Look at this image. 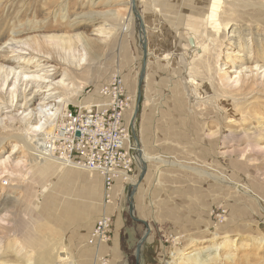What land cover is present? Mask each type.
Listing matches in <instances>:
<instances>
[{
	"label": "rangeland",
	"instance_id": "rangeland-1",
	"mask_svg": "<svg viewBox=\"0 0 264 264\" xmlns=\"http://www.w3.org/2000/svg\"><path fill=\"white\" fill-rule=\"evenodd\" d=\"M230 1H225L223 19L234 20L226 37L216 39L203 30L206 10L198 3L203 0H136L149 54L140 110L130 128L131 143L140 148L142 141L146 152L169 161L158 164L161 195L144 200L150 208L144 213L149 228L130 216L125 184L132 186V181L118 180L107 203L105 184L96 173L73 168L70 176L44 175L36 166L38 160L16 138L24 134L27 124L36 122L31 112L44 100L29 102L33 94L55 90L46 83L27 86L26 80H18L16 89L15 79L0 88V143L4 145L0 160L10 158L6 167L0 165V260L62 264L53 254L58 245L71 256L72 264H136L137 245L149 230L139 264H173L178 250L191 246L209 247L207 253L216 240L214 234L217 242L232 239L237 245L233 260L224 258L217 264H264V59L255 56L262 54L264 24L255 22L251 9L243 6L231 12ZM131 2L0 0V28H5L0 30V50L11 36L19 40L53 37L40 49L54 60L45 65L36 62L39 65L30 71L45 74L42 68L52 72L61 67L54 82L69 73L74 88L63 89V103L72 110L86 102H101L100 87L113 74H121L133 98L128 112L131 124L143 69ZM129 14L131 25L124 31L122 24ZM102 29L110 36L100 34ZM60 37L66 39L65 46L58 42ZM84 51L86 62L78 65ZM188 74L197 79L195 88L183 79ZM244 82L254 90L244 88ZM208 88L205 97L198 98ZM48 103L54 104L55 99ZM15 145L18 151L12 153ZM18 159L27 160L25 168L17 169ZM186 167L193 172V195L185 191L190 187L185 186L186 177L177 174ZM171 171L176 173L174 180L162 175ZM16 172L27 179L19 180ZM116 185H120L117 190ZM105 210L113 216V224L110 240L99 249L89 245L87 236ZM134 214L140 218L135 208Z\"/></svg>",
	"mask_w": 264,
	"mask_h": 264
},
{
	"label": "bare ground",
	"instance_id": "bare-ground-1",
	"mask_svg": "<svg viewBox=\"0 0 264 264\" xmlns=\"http://www.w3.org/2000/svg\"><path fill=\"white\" fill-rule=\"evenodd\" d=\"M225 1H230V0H203L202 3L198 2V3H200V6H202V4H203L205 6V10H206L205 13L202 14L203 20H204V29L203 30H206V32H208V34L210 36H213L216 39L219 37H223V38L226 37L227 28L229 27V25L231 24V21L233 19V17L231 18V20L230 19H227V20L223 19L224 18L223 13H224ZM193 3H194V1H193ZM189 6H190L189 9H192V6L191 5H189ZM229 6H230L231 12H235V13H236V8L239 6L240 7L243 6L247 10L251 9V11L254 14L253 20L255 22H257L259 25L264 24V0H231ZM187 8H188V6H187ZM192 10H193V14H194V8ZM112 14H115V13H112ZM191 17H192V14H191ZM131 19H132L131 15L129 14L127 16V18H125V20L122 24L123 25L122 30L127 31L129 29V27L131 25V21H132ZM142 19H143V16H142ZM143 22H144V19H143ZM6 26L9 28L8 25H6ZM3 28H0V30H2ZM99 33L104 34L106 37L110 36V34H107V35L105 34V33H110V32H104V29H102V31H99ZM77 37L79 38L80 35H77ZM51 39H53V37H49V38L48 37H41L39 40H36L33 38H31V39L27 38L25 40L24 39L19 40L18 38L11 36V38L8 39L9 42L5 44L6 46L5 47L3 46L0 50V71L5 73V74H0V88L5 87L7 84L9 87L11 85V82L13 81V79H15L12 86L16 89H18V85H17L18 80L19 81L26 80L27 86L30 83H32V84L36 85V87H39V85L46 83L47 88H51V90L56 91V92L51 93V94H43V93L39 92L40 90H38L37 93L33 94L32 98L29 100V102L34 103L39 99L44 100V101L40 102L38 104V107H36L35 110H33L31 112L32 115L37 118L36 122L27 124L26 125L27 128H25V129L23 128L24 134L23 135L19 134V136H16V138L19 139L20 141H22L24 143V147L28 151H30V153L33 154V156L36 158V160H38V162L36 163V166L41 170L40 171L41 173H44V175H46V174L47 175L48 174L55 175L56 173H58L59 175L63 174V175H69L70 176L72 173L74 174V172L72 170L73 168L74 169H76V168L81 169V168L73 166V165H67V163L65 161L60 160L58 157L56 158L50 151H48L46 140H48L50 137L53 139L57 137V135H55V131L57 129L56 127L58 126L59 122L62 120V118H61L62 113L64 112V110L67 107V105H64V103H63L64 99H65L64 96L66 94L63 92V89L74 88L73 87L74 83H72L70 81V79L68 77L69 73L64 74L63 78H61L59 81L54 82V77L59 74V70L61 69V67L56 66L54 69H52V72L46 68H42V69H45V72H47L45 74H40L39 70H36L35 72L30 71L32 67L39 65V64H35L36 62L37 63L45 62L43 64V65H45L50 60L51 61L54 60L50 54L42 52L43 50H41V49L45 48V43H51ZM36 42H39V43L36 44ZM58 42L60 43L61 46H65L66 39L64 37H60L58 39ZM38 46H40V47H38ZM205 48H207V47L204 46V50H205ZM193 51H194V49H193ZM261 53L262 54L256 53L255 56H257V58H258V56H260L264 59V45H262ZM255 56L253 58H255ZM253 58L245 57L244 60L245 61H250V60L252 61ZM77 59H78L77 61L79 63L78 65L85 64L86 59H87L86 51L82 52ZM184 60H185V58H184ZM28 61H29V63L25 64ZM191 61L194 62V59ZM19 62L22 63V65H23L22 67L20 66L21 64ZM183 63H185V62H183ZM84 73H82V74H84ZM186 76H187V78H186ZM183 79H185V80L188 79L187 83L189 82L195 88V84L197 82V79H195L194 76H192L190 74L183 75ZM72 80H74V79H72ZM195 80H196V82H195ZM208 86L210 88H212V83H209ZM243 87L246 89H249V90H254V87L250 84V82H244ZM57 89H61V90L58 91ZM204 90L205 91L203 93H201L199 95L200 97H198V98L203 99L205 97V96L203 97V95L206 94L207 91H210L209 88L204 89ZM210 96H213V95H209V97ZM50 98L55 99L54 104L48 103V100H50ZM18 128L20 129V127H18ZM0 145H2V143H0ZM3 146L4 145H2L0 147L2 148ZM17 147H18L17 145L13 146L12 153L18 151ZM138 150H140V148L136 146L137 154H138ZM150 155H147L146 152L145 153L143 152L141 154L140 158L144 164L148 163L147 160H150L152 158ZM9 159L10 158L8 156L6 159L0 160V165L6 167ZM161 161L166 162V160H164V159H162ZM26 165H27V160H25V159L16 160L17 169L18 168H25ZM5 172H8V171H5ZM0 174H2V172H0ZM15 174H17L19 176V180L24 181L27 179V178H25V176H22V174L20 172H16ZM130 181H132V183H133L132 186L135 185V183L137 184V182H138V180L136 182L135 176L132 177V179ZM46 185L47 184H44L43 188H45ZM89 222H90V216L88 217L86 224H88ZM212 238H216V240H217V234L212 235ZM216 240L213 241V244L210 247L211 249L207 253L205 251L209 247L191 246L188 250L187 249L186 250H178V252L176 254L175 262L173 264H215V263L217 264L218 260L220 261L221 259H224V258L233 260L235 255H236L233 251V249H235L237 246L236 242H235L236 240L229 239V240H224V242H217ZM194 241H195V239H194ZM57 246L53 249V254L56 256L58 262H61L62 264H72L73 260H71V258H70L71 256H69L65 252V249L63 248V246H59V247H57ZM98 248L100 249L101 247H98ZM21 250H20V252H21ZM0 254H3V252H0ZM0 264H7V263L4 260H0Z\"/></svg>",
	"mask_w": 264,
	"mask_h": 264
},
{
	"label": "built area",
	"instance_id": "built-area-1",
	"mask_svg": "<svg viewBox=\"0 0 264 264\" xmlns=\"http://www.w3.org/2000/svg\"><path fill=\"white\" fill-rule=\"evenodd\" d=\"M99 94L101 102L83 103L78 110L67 105L56 127L57 137H50L46 144L48 151L67 165L100 175L108 203L116 182L128 183L135 176L137 151L131 143L128 119L133 98L119 73L100 87ZM112 224L113 216L105 210L97 218L88 243L98 247L106 244Z\"/></svg>",
	"mask_w": 264,
	"mask_h": 264
},
{
	"label": "crops",
	"instance_id": "crops-1",
	"mask_svg": "<svg viewBox=\"0 0 264 264\" xmlns=\"http://www.w3.org/2000/svg\"><path fill=\"white\" fill-rule=\"evenodd\" d=\"M136 142L138 143V139L136 138L135 139ZM141 144V145H140ZM138 146H140V150H138V154H137V160H136V170H135V177L138 179L141 172H142V167L144 165L143 161L141 160L140 156L141 154L144 152H146V149L144 147H146V145H144L145 143H140ZM143 150V151H142ZM147 155H150L151 153L149 152H146ZM152 158L150 160H147L148 163H146V166H147V172H146V175L144 176L142 182L138 185V188L136 189L135 193H134V208L136 209V212H137V215L138 217H140L139 219H141L142 221H137L138 223H141V224H145L148 227V224L147 222L145 221L146 219V216H145V212H147L148 210H150L149 207H146L144 205V200L147 199L148 197L150 196H153L154 198H158L160 195H161V187L159 184L160 182V178H159V174L162 172L161 169H159V166L158 164H163V165H166L167 162L169 163V161H166V162H162L161 158L158 156H155V155H150ZM165 156V155H164ZM166 157V156H165ZM160 158V159H159ZM166 158H169V157H166ZM170 166L173 165V164H169ZM158 166V167H157ZM78 169V168H76ZM78 170H82V169H78ZM185 171L181 172V173H177V174H181L183 177H186V185L189 184L190 187H186L185 191L188 189L190 191V193L193 195L194 194V179L192 176L193 175V172L189 169V168H185L184 169ZM82 171H85L84 169ZM176 173H174L173 171L171 172H165L164 174H162L163 176L165 177H168V178H171L172 180H174V176H175ZM96 176L98 178L101 179V176L96 174ZM102 180V179H101ZM117 183V182H116ZM127 185L128 187V191H129V187H131L130 184H125ZM136 185V184H135ZM173 185V184H172ZM120 185H116V190L118 189ZM162 194H165V193H162ZM191 195V196H192ZM166 198H162V200L164 201ZM128 200H129V195H128ZM190 209V216L194 218L193 216V207H191ZM141 211V212H140ZM131 216V215H130ZM136 221V220H135ZM96 223V220L93 224L92 227H90V230H89V234L87 236V238L89 239L90 238V235H91V232L94 228V225ZM88 239H87V242H88ZM90 245V244H89ZM92 247H94V245H90ZM107 245H103V249L106 248Z\"/></svg>",
	"mask_w": 264,
	"mask_h": 264
},
{
	"label": "water",
	"instance_id": "water-1",
	"mask_svg": "<svg viewBox=\"0 0 264 264\" xmlns=\"http://www.w3.org/2000/svg\"><path fill=\"white\" fill-rule=\"evenodd\" d=\"M131 7H132V12L134 13L135 18L137 20V25H138L139 32H140V44H141L142 51H143L142 77H141V80L139 82L138 99H137L136 109L134 111V116H133L131 124H130L131 127L133 128L134 119L140 110V105L142 102V82H143V77H144L145 72H146L149 52H148V38H147V33H146V27H145V24L143 22L142 15H141L138 7H137L136 0H132ZM146 172H147V166H146V164H144L142 167V172L138 178L137 184L129 187V191H128L129 192L130 215L136 221H142V220L137 218L134 214V193H135L138 185L142 182L144 176L146 175ZM148 235H149V230L144 234V236L141 238V240L139 241V243L137 245V249H136V260H137V262H136V264H139L141 247H142L143 242L148 238Z\"/></svg>",
	"mask_w": 264,
	"mask_h": 264
}]
</instances>
